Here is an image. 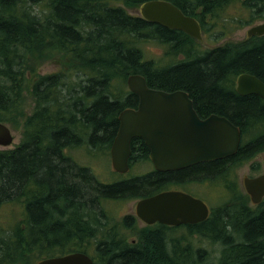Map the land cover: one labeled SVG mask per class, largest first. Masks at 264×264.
Wrapping results in <instances>:
<instances>
[{
  "label": "trees",
  "instance_id": "trees-1",
  "mask_svg": "<svg viewBox=\"0 0 264 264\" xmlns=\"http://www.w3.org/2000/svg\"><path fill=\"white\" fill-rule=\"evenodd\" d=\"M144 1L0 0V122L17 121L14 113L25 93L33 102L18 144L0 148V206L20 201L23 207L15 226L5 231L0 224V264H36L58 256L65 250L57 246L60 241L81 237L88 232V224L105 222L104 207L111 199L138 198L170 186L196 193L188 188L217 180L222 181L228 199L209 206L205 220L181 229L174 247L166 246L163 234L154 231L138 244L104 241L97 246V264H264V198L248 205L229 179L238 165L264 154V99L240 95L234 87L242 73L264 82V36L251 35L239 43L226 41L201 50L195 46L201 41L180 30L114 5ZM166 1L194 17L208 39L264 20V0ZM235 2L245 10V17L220 14ZM147 41L162 46L160 58L165 63L145 57L142 44ZM179 54L184 57L176 61ZM53 56L64 60L69 69L32 79L29 74L36 61ZM135 73L143 75L149 87L180 88L201 109L227 117L240 129L237 151L179 170L161 172L150 167L135 176L111 167L115 179L100 180L65 149L88 145L95 154L109 153L118 113L134 95L126 88V78ZM261 127L243 140L246 130ZM143 145L136 139L130 142L131 166L149 162ZM129 220L123 217V222ZM205 232L209 241L219 243V254L210 263L202 247L195 250L197 256L189 247V235ZM182 238L187 245L180 251L177 244Z\"/></svg>",
  "mask_w": 264,
  "mask_h": 264
},
{
  "label": "water",
  "instance_id": "water-1",
  "mask_svg": "<svg viewBox=\"0 0 264 264\" xmlns=\"http://www.w3.org/2000/svg\"><path fill=\"white\" fill-rule=\"evenodd\" d=\"M138 13L147 21L201 38L198 21L169 1H144L139 4ZM263 34L264 21L246 30V36ZM126 85L139 102L136 109L126 107L118 113V126L109 149L114 171H128L130 141L134 137L143 140L154 169L161 172L226 158L237 151L241 138L239 127L215 113L199 119L186 91L148 87L144 76L136 73L126 78ZM235 89L241 95L257 94L264 98V82L252 74L238 75ZM12 139L9 127L0 122V146L10 145ZM241 185L252 205L264 198V173L243 176ZM135 213L146 223L160 221L176 225L203 221L210 208L205 201L185 191L169 189L139 199ZM36 264H91V259L82 252H73L45 258Z\"/></svg>",
  "mask_w": 264,
  "mask_h": 264
},
{
  "label": "rangeland",
  "instance_id": "rangeland-1",
  "mask_svg": "<svg viewBox=\"0 0 264 264\" xmlns=\"http://www.w3.org/2000/svg\"><path fill=\"white\" fill-rule=\"evenodd\" d=\"M114 5L121 6L123 7L127 12L130 14L134 15H139L138 13V4L134 5H127L124 3H115ZM222 16H227V17H235V18H240V17H245L247 14L245 10L242 8L241 4L238 2H235L231 5L226 6L223 8L220 12ZM262 21V20H260ZM260 21H257L258 23ZM255 22V23H257ZM251 25H245L241 28L236 29L233 33L227 34L226 36L217 38L215 39H208L207 36H202V42L195 44V46L199 49H205L207 47L211 48L212 46H215L217 44H222L223 42L226 41H233L236 43H239V41H243V39L246 37V30L250 27ZM216 27L219 28V24L216 23ZM148 42V41H147ZM142 50L144 52L145 57L147 58H152L153 60H157L161 63H165V59L161 60V48L162 46H159V44H153L152 42L145 43L143 42L142 44ZM161 57V58H160ZM66 62L64 60H57L56 56L51 57L48 60H45L43 62H38L34 64V71L32 74H29L32 79H34L38 75L42 74H47L51 73L53 71L59 70V69H69L68 65L65 64ZM128 89V87L126 86ZM33 108V102L32 98L29 94L25 93L23 102H21L19 110H17L14 113L15 118H17L16 122L9 121V122H4L9 129L11 130L12 134V142L10 145L6 147L0 146V148H12L16 144H18L20 140V136L22 134L23 126L25 123L26 118H28L31 114ZM261 128H252L249 130H246L243 134V140H246L248 137L253 136L257 130H260ZM65 151L67 152L68 155H70L74 160L78 161L81 164H85L88 167L93 170V172L97 175V177L102 180V181H108L115 179V173L111 169V163H110V156L109 153H96L92 150L89 149L88 145H82L80 147L75 148L69 147L66 148ZM251 165L255 166L257 165L256 169H253ZM150 164L148 162L145 163H134L131 166V171L130 173L132 174H139V173H144L148 170H150ZM264 173V154L259 153L257 156L251 159V161L247 163H243L238 165L234 171H232V174L229 176V179H232L235 181L237 188L241 190L240 196L241 199L247 203L250 206H253L250 203V199L247 196V194L244 192L242 186H241V181L243 176H256L258 174ZM219 183H214V184H209V183H204L202 186H192L189 187L188 189L195 191L196 193L199 194L198 197L204 198V201L209 204V206L214 207L221 202V200H225L228 196L227 190L224 188L222 181H216ZM221 183V184H220ZM228 199V198H227ZM127 203H122V204H117L115 201L110 202V208H112L114 211L117 212V210L122 212H132L134 211V205L136 201L130 202L129 199H127ZM23 207L21 205L20 201H15V202H5L1 204L0 206V224L5 228V231L8 228H12V226H15L21 219L22 214H23ZM4 231V232H5ZM180 230L175 231L176 235L180 234ZM198 234V233H197ZM199 235V234H198ZM190 236V235H189ZM188 236V237H189ZM192 241V242H191ZM191 243L190 247L193 252L197 248H203L204 254L210 257L208 259V262L210 263L211 260H215V257L218 256L219 252V243H213L209 241L208 236L206 235V239H196V240H191L189 241ZM179 248L181 246H184V242H180L177 244ZM36 251V249H35ZM203 256V255H202ZM213 260V261H214Z\"/></svg>",
  "mask_w": 264,
  "mask_h": 264
},
{
  "label": "flooded vegetation",
  "instance_id": "flooded-vegetation-1",
  "mask_svg": "<svg viewBox=\"0 0 264 264\" xmlns=\"http://www.w3.org/2000/svg\"><path fill=\"white\" fill-rule=\"evenodd\" d=\"M156 24H158V23H156ZM158 25H161V24H158ZM161 26H163V25H161ZM163 27H165V26H163ZM199 27H200V24H199ZM166 28H168V27H166ZM175 30H178V29H175ZM180 32H183V31L180 30ZM183 34L186 35L187 37L191 36V35H188L184 32H183ZM200 34H201L200 39L195 38L193 36H191V37L202 42V36L203 35L201 32V27H200ZM260 36H264V34L260 35ZM184 41L186 43L189 42V40L186 37H185ZM162 51H163V48H161L160 54H162ZM177 57L178 58L176 61L182 60L184 56H183V54H179ZM234 87L236 88V80H235V86ZM155 89H161V90L169 91V92L174 91V90H182L180 88H172V89L166 88L167 90H165L163 88H155ZM183 91H185V90H183ZM235 91H236V89H235ZM187 94L191 100L192 108L195 111V113L199 119H204V118L208 117L210 114L215 113L212 111L206 112L205 110L201 109L199 106H197L195 104L193 99L190 97L189 93H187ZM247 95H252V94H247ZM254 95H257V94H254ZM243 96H245V95H243ZM257 96L260 99H264L263 97H261L259 95H257ZM138 102H139V98L136 94H134L133 97L131 98V101L129 102V106H127V107L136 109L138 107ZM215 114H217V113H215ZM218 115H221V114H218ZM133 139H136V141L142 145L144 144L143 140L139 137H134L131 139V141ZM143 146H145L147 148V146L145 144ZM148 152L149 151L147 148V158H148L147 160L149 161L148 163L150 164L152 170L157 171L156 169H154L153 164H152L151 160L149 159ZM130 155H131V152H130ZM128 162H129V159H128ZM128 166H129V169L127 171V174H130V171H131L130 162L128 163ZM123 174H122V176H123ZM135 175H137V174H134V176ZM175 188H176L175 186H172V187L170 186V187L165 188V189H160V190L148 192V193L143 194L142 196H140L138 198H133V199H129V200H130V202H133V201L137 202L139 199L151 196V195L156 194L158 192H161L163 190H169V189H175ZM190 194L195 196V197L199 196L196 193H190ZM111 201H115L117 204H122V203L128 202L127 199H123V197L121 198L120 196H119V198L109 200V203L105 204L104 211H103V220L105 222L103 224H97V223L96 224H94V223L88 224L90 226V228L87 227L86 230L88 232L84 233L85 237H84V235L81 236V237H83V239L81 237H77V238H74L73 240H69L67 242L60 241L58 243L59 245H57V246L62 247V248L65 247L64 248L65 250L62 251L58 256H63V255L73 253V252H82V253L86 254L91 259V264H94V263L97 264V261L100 260V256H99L97 246L100 243H102L104 241H105V243L106 242H116V243H119L120 246H122L124 244H126V245L138 244L140 242L142 243L143 240L146 239L147 233H149L151 231L162 233L164 235L163 239H164L165 245L166 244H167L166 246L171 245L170 247H172V245L176 242V233H174L175 231L181 230V229L186 230L187 225L199 223V222L180 223V224H176V225H170V224H166V223H163L160 221H155L153 223H146L137 217V215L135 213V205H134L133 213L131 211L120 213L119 210H117V212H116L112 208H110L109 205H110ZM136 202H135V204H136ZM124 216H128L130 218V220L127 223L123 222ZM86 235H87V237H86ZM88 235H89V237H88ZM177 236H181V235H177ZM105 237H106V239H105ZM197 238L198 239H203V238L206 239V235H204V234L202 235V233H200L198 235L196 233V234L191 235V237H189V240L190 239L196 240ZM181 241L184 243H187L183 238L181 239ZM68 246H70V247L67 248Z\"/></svg>",
  "mask_w": 264,
  "mask_h": 264
},
{
  "label": "bare ground",
  "instance_id": "bare-ground-1",
  "mask_svg": "<svg viewBox=\"0 0 264 264\" xmlns=\"http://www.w3.org/2000/svg\"><path fill=\"white\" fill-rule=\"evenodd\" d=\"M213 15H215V13H214ZM181 41H182V40H181ZM179 42H180V41H179ZM179 42H178V43H179ZM182 44H183V43H182ZM140 52H142V51H140ZM142 54H143V53H142ZM141 57H142V56H141ZM151 64H152V63H151ZM152 65H154V64H152ZM154 66H156V65H154ZM151 67H152V66H151ZM159 68H160V67H159ZM105 69H106V68H105ZM147 70H148V69H147ZM156 70H157V69H156ZM158 70H159V69H158ZM91 73H92V72H91ZM152 83H153V82H152ZM200 100H201V99H200ZM202 101H203V100H202ZM199 103H200V101H199ZM212 108H213V107H212ZM203 110H204V109H203ZM214 112H215V111H214ZM253 119H254V118H253ZM255 120H256V119H255ZM246 124H247V123H246ZM260 124H261V123H260ZM263 125H264V124H263ZM258 127H259V126H258ZM138 156H139V155H138ZM223 218H224V217H223ZM70 219H71V218H70ZM221 220H222V219H221ZM1 227H2V226H1ZM208 227H209V226H208ZM198 229H199V228H198ZM0 230H2V229H0ZM70 230H71V229H70ZM70 230H69V231H70ZM35 231H36V230H35ZM69 231H68V232H69ZM202 231H203V230H202ZM33 232H34V231H33ZM37 232H38V231H37ZM77 232H79V231H77ZM80 232H81V231H80ZM35 233H36V232H35ZM81 233H82V232H81ZM207 233H208V232H207ZM33 234H34V233H33ZM88 234H89V233H88ZM34 235H35V234H34ZM79 235H80V234H79ZM81 235H84V234H81ZM81 235H80V236H81ZM202 235H203V234H202ZM204 235H207L206 232H205ZM163 236H164V235H163ZM32 237H33V236H32ZM84 237H85V235H84ZM86 237H87V235H86ZM88 237H89V235H88ZM189 237H191V236H189ZM189 237H188V238H189ZM9 238H10V237H9ZM81 238L83 239V237H81ZM188 238H186V239L188 240ZM1 239H2V238H1ZM184 240H185V239H184ZM191 240H192V239H191ZM64 241H65V240H64ZM178 241H179V240H178ZM5 242H6V240H5ZM173 242H174V241H173ZM179 242H180V241H179ZM191 242H192V241H191ZM166 243H167V242H166ZM171 243H172V242H171ZM190 244H191V243H190ZM27 245H28V244H27ZM42 245H43V244H42ZM166 245H167V244H166ZM169 245H170V244H169ZM175 245H176V244H175ZM185 245H187V244H185ZM170 246H171V245H170ZM172 246L174 247V244H173ZM190 246H191V245H190ZM190 246H189V247H190ZM1 247H2V246H1ZM3 247H4V246H3ZM16 247H17V246H16ZM177 247H178V246H177ZM181 247H183V246H181ZM27 248H28V247H27ZM178 248H179V247H178ZM183 248H184V247H183ZM1 249H2V248H1ZM119 249H120V248H119ZM179 249H180V251H181V248H179ZM188 249H190V248H187V250H188ZM127 250H128V249H127ZM170 250H171V248H170ZM201 250H202V249H201ZM175 251H177V249H175ZM172 252H173V251H172ZM188 252H189V251H188ZM190 253H191V252H190ZM194 253H195V252H194ZM200 253H201V252H200ZM171 254H172V253H171ZM173 254H174V252H173ZM173 254H172V255H173ZM192 254H193V253H192ZM195 254H196V253H195ZM203 254H204V253H203ZM172 255H171V256H172ZM171 256H170V257H171ZM175 256H176V253H175ZM175 256H173V257H175ZM187 256H188V255H187ZM196 256H197V254H196ZM28 257H29V256H28ZM190 257H191V255H190ZM193 258H195V257H193ZM193 258H190V259H193ZM205 258H206V257H205ZM187 259H188V258H186V260H187ZM202 259H204V258H202ZM186 260H185V261H186ZM196 260H198V257H197ZM196 260H195L194 262H196ZM190 261L192 262V260H190ZM188 262H189V261H188ZM197 263H198V262H197ZM184 264H185V263H184ZM186 264H187V263H186ZM192 264H193V263H192Z\"/></svg>",
  "mask_w": 264,
  "mask_h": 264
}]
</instances>
